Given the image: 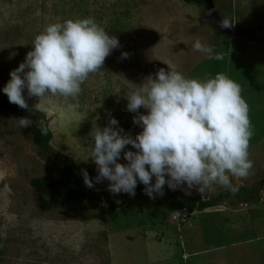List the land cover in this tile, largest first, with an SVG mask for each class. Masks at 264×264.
Segmentation results:
<instances>
[{
	"label": "rangeland",
	"instance_id": "1",
	"mask_svg": "<svg viewBox=\"0 0 264 264\" xmlns=\"http://www.w3.org/2000/svg\"><path fill=\"white\" fill-rule=\"evenodd\" d=\"M211 1L221 19H233L235 26L264 35V0ZM202 8L184 0H0V95H6L2 89L9 73L25 60L34 38L50 24L93 18L118 39L120 47L112 50L114 54L132 46L143 31L153 32L154 37L141 42L134 62L144 57L150 64L159 62L167 71L201 81L225 74L240 85L249 107L253 167L246 178L230 176V180L233 186L251 188L262 182L264 174V43L216 35L204 24ZM197 40L213 46L223 59H208L195 51ZM114 54L89 75L74 99L49 95L39 101L23 91L25 100L44 114L52 133L51 147L94 177L97 166L88 156L96 128L110 126L114 118L118 124L112 127L122 129L121 135L134 139L142 131L133 123L137 113L126 106L127 97L149 83L148 77L126 81L109 75L107 60ZM69 104L76 108L69 110ZM138 111L147 114L146 109ZM20 118L30 119L26 114L0 112V264H264V187L257 203L229 199L218 207L195 211L190 227L178 228L163 206L142 194L119 201L121 208L99 217L101 204L68 206L33 191L31 179L56 180L61 166L39 159L30 126L20 128ZM124 150L137 151L131 145ZM117 162L128 163L123 152ZM109 183L94 181L90 188L111 193ZM176 190L209 200L226 189L213 184L201 194L198 186L189 189L182 184Z\"/></svg>",
	"mask_w": 264,
	"mask_h": 264
},
{
	"label": "clouds",
	"instance_id": "2",
	"mask_svg": "<svg viewBox=\"0 0 264 264\" xmlns=\"http://www.w3.org/2000/svg\"><path fill=\"white\" fill-rule=\"evenodd\" d=\"M231 26L230 21L221 23L223 28ZM32 45L2 89L10 103L29 111L32 109L24 98L25 89L28 96L39 101L49 95L74 99L89 75L103 68L112 50L120 47L118 39L93 18L50 24ZM193 49L208 59H223L213 46L200 40ZM128 55L122 53L121 57L127 59ZM148 80L127 97V110L137 113L133 123L142 128L134 139L112 127L118 124L114 118L109 120L110 126L95 129L88 157L97 166L96 182L106 179L111 193L134 196L139 181L153 199L154 193L163 195L165 184L171 190L182 184L189 189L196 185L201 194L219 184L236 193L239 189L232 185L230 176L246 178L253 167L249 159V107L240 85L225 74L201 81L163 68L156 72L155 79ZM68 108L74 110L76 105L69 104ZM141 108L147 110L146 115L139 114ZM18 122L20 128L31 126L28 118ZM41 131L47 133L46 128ZM127 145L137 151H125ZM121 152L127 164L117 162ZM83 178L86 186H94L86 171Z\"/></svg>",
	"mask_w": 264,
	"mask_h": 264
},
{
	"label": "trees",
	"instance_id": "3",
	"mask_svg": "<svg viewBox=\"0 0 264 264\" xmlns=\"http://www.w3.org/2000/svg\"><path fill=\"white\" fill-rule=\"evenodd\" d=\"M186 3L194 4L200 8L204 5L203 0H184ZM203 9V8H202ZM259 31V30H258ZM232 37H243L249 43H264V35H257L256 32L238 26L234 27ZM109 72V73H108ZM106 71L109 75L113 74L110 70ZM111 73V74H110ZM114 75V74H113ZM29 111L22 109L18 105L10 103L6 95H0V112L8 114H26L30 117V133L33 145L37 148V155L41 161L57 163L61 166V174L58 179L34 178L29 181L33 191L45 198H56L70 206L81 202H94L101 204L99 207V217L107 211H116L123 206L119 203L125 198L132 196L127 193L111 194L104 192H94L84 183L83 172L86 171L75 164V162L64 155L56 152L50 145L52 133L48 128V122L39 109L30 102H27ZM46 128L47 133L43 134L41 128ZM255 144V143H254ZM253 148V147H252ZM92 182L96 181L90 171H86ZM154 184V182H151ZM237 187V186H236ZM264 187V174L262 182L254 184L251 188L238 187L236 193L228 190L218 194L215 198L203 200L196 196H187L178 190H171L163 187V195L154 193L155 198H150L145 194V186L140 183L135 188V194H142L143 198L155 201L159 206H163L172 217L178 210L186 209L190 214L195 211H204L220 206L224 201L234 199L237 204H254L259 201V194ZM173 223V222H172ZM188 225L182 224L181 227ZM180 227V228H181Z\"/></svg>",
	"mask_w": 264,
	"mask_h": 264
},
{
	"label": "water",
	"instance_id": "4",
	"mask_svg": "<svg viewBox=\"0 0 264 264\" xmlns=\"http://www.w3.org/2000/svg\"><path fill=\"white\" fill-rule=\"evenodd\" d=\"M203 2L205 10L203 22L212 27L218 36L232 37L234 30L233 22L230 21L232 26L229 28L221 27L222 21L227 20L221 19L217 15V12L211 0H203ZM151 35H153L152 37H154L153 32L147 33L143 31V37H138L137 40L134 39L132 46L125 47V49H123V51H121L120 53H111V55L114 54V56H112L111 58L109 57V60H107V64L111 69L110 71L126 81H134V79L136 78L146 77L147 74L145 73V71H148L151 74L153 72V79H155V74L160 68L165 69V71L167 72V69L159 62L150 64L144 58H140V60L134 62L136 56L139 55L138 49L142 48L141 42H146V37L150 40ZM122 53H128V58L123 59L121 57ZM146 68H148L149 70H145Z\"/></svg>",
	"mask_w": 264,
	"mask_h": 264
},
{
	"label": "built area",
	"instance_id": "5",
	"mask_svg": "<svg viewBox=\"0 0 264 264\" xmlns=\"http://www.w3.org/2000/svg\"><path fill=\"white\" fill-rule=\"evenodd\" d=\"M177 212H179L180 214L177 215ZM190 216L191 214L188 213L186 209L178 210L175 212L174 216L172 217V222L176 224L177 227L179 226L178 228H180L182 224L190 226L189 224Z\"/></svg>",
	"mask_w": 264,
	"mask_h": 264
},
{
	"label": "crops",
	"instance_id": "6",
	"mask_svg": "<svg viewBox=\"0 0 264 264\" xmlns=\"http://www.w3.org/2000/svg\"><path fill=\"white\" fill-rule=\"evenodd\" d=\"M212 3H213V1H212ZM214 5V4H213ZM215 7V6H214ZM215 10H216V7H215ZM228 16H231V13L228 15ZM224 20H227V21H232L233 22V24H234V27H235V22H234V20L233 19H231V20H228V19H224ZM205 24V23H204ZM207 25V24H206ZM208 26V25H207ZM213 29V28H212ZM214 30V29H213ZM215 31V30H214ZM216 33V32H215ZM217 35V34H216ZM178 191H180V190H178ZM180 192H182V191H180ZM183 193V192H182ZM184 194V193H183ZM185 195H187V194H185ZM187 196H189V195H187ZM190 197H192V196H190ZM232 206H234V205H232ZM185 257V255L183 256V258Z\"/></svg>",
	"mask_w": 264,
	"mask_h": 264
},
{
	"label": "flooded vegetation",
	"instance_id": "7",
	"mask_svg": "<svg viewBox=\"0 0 264 264\" xmlns=\"http://www.w3.org/2000/svg\"><path fill=\"white\" fill-rule=\"evenodd\" d=\"M143 58H144V57H143ZM107 62H108V61H107ZM101 71H102V70H101ZM152 74H153V72H152ZM149 75H150V74H149ZM149 75L147 74L146 76L149 77Z\"/></svg>",
	"mask_w": 264,
	"mask_h": 264
}]
</instances>
